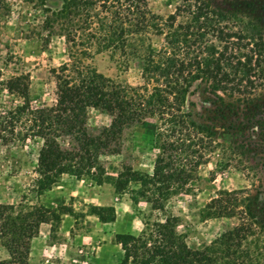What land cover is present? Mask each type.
I'll return each instance as SVG.
<instances>
[{
    "label": "trees",
    "instance_id": "16d2710c",
    "mask_svg": "<svg viewBox=\"0 0 264 264\" xmlns=\"http://www.w3.org/2000/svg\"><path fill=\"white\" fill-rule=\"evenodd\" d=\"M26 1L40 11L45 29L64 36L70 58L51 69L52 105L32 104L30 74L4 83L7 95L19 97L6 125L15 127L28 114L29 135L47 141L38 156L41 189L65 173L94 175L99 184L111 182L116 193H129L134 204L146 201L164 211L173 194L192 192L216 152L220 159L206 181H214L218 171H264V0H182L166 17L151 11L147 0ZM153 36L163 38L160 47ZM92 49L141 57L144 83H122L100 72L85 61ZM195 93L210 104L203 121L186 107ZM90 107L111 116L97 135L87 126ZM142 111L157 120L152 172L123 163L116 175L108 173L101 156L121 151L122 133ZM218 128L227 136L223 143ZM54 137H70L72 145H53ZM261 185L256 194L247 187L215 191L203 216L240 221L200 247L178 233L173 214L148 222L140 234L116 233L122 248L117 264H264V178ZM64 213L72 210L0 204V240L9 254L0 264H29L40 225L60 221ZM89 213L102 222L116 218L113 205L91 204Z\"/></svg>",
    "mask_w": 264,
    "mask_h": 264
},
{
    "label": "rangeland",
    "instance_id": "374dc122",
    "mask_svg": "<svg viewBox=\"0 0 264 264\" xmlns=\"http://www.w3.org/2000/svg\"><path fill=\"white\" fill-rule=\"evenodd\" d=\"M147 2L151 11L166 17L176 11L182 0ZM41 20L40 11L26 0H0V204H45L72 210V213L62 214L60 221L40 225L39 232L31 240L29 264H117L122 248L115 239L116 233L140 234L148 222L162 220L170 214L178 216L176 229L192 247L210 243L239 223L238 217L206 218L203 209L218 189L247 187L248 193L256 194L263 189L264 171H218L214 181H206L212 176L209 169L215 167L220 152H216L215 158L201 171L203 178L193 184L192 192L173 194L164 211L153 210L146 201L134 204L129 193H116L111 182L99 184L94 175L80 177L65 173L50 189L39 187L38 156L47 141L29 135L28 114L22 116L15 127L6 125L5 116L12 115L10 111L15 110L19 97L7 95L4 83L11 76L30 74L32 104L52 105L55 102L51 69L70 61L69 52L64 36L51 34L41 25ZM162 40L161 36H153L155 47H160ZM85 61L116 81L134 86L144 83L141 57L110 49L101 52L92 49V56ZM209 106L199 93L188 95L186 107L194 119L203 121L200 115L204 107ZM110 122L111 116L105 109H88L87 126L91 134H100ZM156 124V118L142 111L122 133L121 151L101 156L107 172L116 175L122 164L127 163L139 171L151 173L157 152L154 148ZM217 131V140L223 143L227 136H221L222 129ZM72 142L70 137H54L51 143L66 147ZM80 178L83 182L78 183L76 179ZM244 195L240 193L239 198ZM91 204L115 206V220L101 223L97 215L89 213ZM8 257L0 240V260Z\"/></svg>",
    "mask_w": 264,
    "mask_h": 264
},
{
    "label": "crops",
    "instance_id": "0c3cea01",
    "mask_svg": "<svg viewBox=\"0 0 264 264\" xmlns=\"http://www.w3.org/2000/svg\"><path fill=\"white\" fill-rule=\"evenodd\" d=\"M76 181L79 183V182H83V179L82 178H80V179H76ZM101 223H103V224H106V223H108V222H102V221H100Z\"/></svg>",
    "mask_w": 264,
    "mask_h": 264
}]
</instances>
